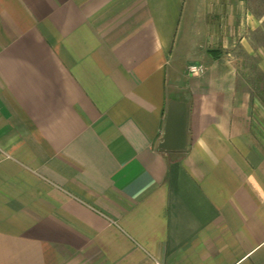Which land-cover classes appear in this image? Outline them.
I'll use <instances>...</instances> for the list:
<instances>
[{
	"label": "crops",
	"instance_id": "crops-1",
	"mask_svg": "<svg viewBox=\"0 0 264 264\" xmlns=\"http://www.w3.org/2000/svg\"><path fill=\"white\" fill-rule=\"evenodd\" d=\"M189 1L0 0V264H264V98L230 58L264 22Z\"/></svg>",
	"mask_w": 264,
	"mask_h": 264
},
{
	"label": "rangeland",
	"instance_id": "rangeland-1",
	"mask_svg": "<svg viewBox=\"0 0 264 264\" xmlns=\"http://www.w3.org/2000/svg\"><path fill=\"white\" fill-rule=\"evenodd\" d=\"M189 0L187 6L189 5ZM241 7V17H243L246 8H249V11L256 13V16L259 17L262 15V25L264 22V0H243ZM195 18V17H194ZM185 20V19H184ZM200 23H198V28ZM185 26V21H182L181 28L179 30V35H183V28ZM246 24L241 25V36H245L248 38L247 40L243 41L246 45L248 43H253L254 45V52H244L242 47L239 49L240 52H231L232 57H230L237 66V82L238 85H241L242 89L250 96H256L263 100L264 98V87L260 89V85L264 86V71H260L258 68H264V52H256L259 48L264 51V36L262 35L263 30L256 29L249 34ZM264 27V26H262ZM193 53L195 52H173V57L175 59V63L177 67H182L184 64L185 59L194 57ZM200 55L204 52H197ZM183 69V68H182ZM182 71V70H181ZM180 77V73H178Z\"/></svg>",
	"mask_w": 264,
	"mask_h": 264
},
{
	"label": "water",
	"instance_id": "water-1",
	"mask_svg": "<svg viewBox=\"0 0 264 264\" xmlns=\"http://www.w3.org/2000/svg\"><path fill=\"white\" fill-rule=\"evenodd\" d=\"M187 143V109L183 101L171 99L168 102L163 132L158 143L164 150H179Z\"/></svg>",
	"mask_w": 264,
	"mask_h": 264
},
{
	"label": "built area",
	"instance_id": "built-area-1",
	"mask_svg": "<svg viewBox=\"0 0 264 264\" xmlns=\"http://www.w3.org/2000/svg\"><path fill=\"white\" fill-rule=\"evenodd\" d=\"M188 70L191 73H199L202 70V64L192 63L188 66Z\"/></svg>",
	"mask_w": 264,
	"mask_h": 264
}]
</instances>
